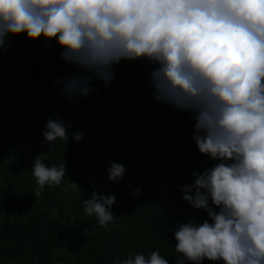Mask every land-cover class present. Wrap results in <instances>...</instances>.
Wrapping results in <instances>:
<instances>
[{
    "label": "clouds",
    "instance_id": "9594fccd",
    "mask_svg": "<svg viewBox=\"0 0 264 264\" xmlns=\"http://www.w3.org/2000/svg\"><path fill=\"white\" fill-rule=\"evenodd\" d=\"M20 34L54 39L61 59L81 69L56 81L74 104L96 91L93 80L108 87L121 60L156 65L149 75L153 99L190 111L197 150L218 161L193 170L192 182L180 188L211 223L176 228V264H264V0H0V49L6 36ZM69 127L54 114L44 141L49 147L67 141ZM71 135L80 141L83 131ZM106 171L115 182L126 169L113 161ZM31 173L38 190L60 185L66 175L64 163L46 166L40 155ZM115 199L93 190L80 206L110 231L108 225L118 227ZM113 264L169 261L153 251Z\"/></svg>",
    "mask_w": 264,
    "mask_h": 264
},
{
    "label": "trees",
    "instance_id": "16d2710c",
    "mask_svg": "<svg viewBox=\"0 0 264 264\" xmlns=\"http://www.w3.org/2000/svg\"><path fill=\"white\" fill-rule=\"evenodd\" d=\"M61 51L54 39L25 34L6 36L0 49V264H113L153 251L176 264V228L209 219L180 188L193 170L218 162L197 150L193 114L153 99L156 65L144 59L121 60L108 87L93 80L96 91L74 104L56 81L83 73ZM54 114L71 127L67 141L49 147L42 132ZM81 130L75 141L71 134ZM37 155L46 166L64 163L60 185L38 190L31 173ZM113 161L126 169L115 182L106 171ZM93 190L115 195L118 227L109 231L84 214L77 199Z\"/></svg>",
    "mask_w": 264,
    "mask_h": 264
},
{
    "label": "rangeland",
    "instance_id": "374dc122",
    "mask_svg": "<svg viewBox=\"0 0 264 264\" xmlns=\"http://www.w3.org/2000/svg\"><path fill=\"white\" fill-rule=\"evenodd\" d=\"M88 198H89V197H87V196L85 197V199H88ZM81 201H82V200H81L80 198L77 199L78 205H79V204L81 205ZM72 226H73V225L71 224L69 228H71ZM72 228H73V227H72Z\"/></svg>",
    "mask_w": 264,
    "mask_h": 264
}]
</instances>
